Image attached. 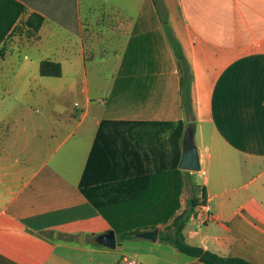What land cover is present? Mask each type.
I'll use <instances>...</instances> for the list:
<instances>
[{
  "label": "crops",
  "instance_id": "0c3cea01",
  "mask_svg": "<svg viewBox=\"0 0 264 264\" xmlns=\"http://www.w3.org/2000/svg\"><path fill=\"white\" fill-rule=\"evenodd\" d=\"M19 1L25 9L0 41V90L16 78L22 93L33 97L39 90L37 103L50 111L38 128L32 116L26 119L28 151L21 157V147L16 162L8 161L17 136L0 131V264H207L157 239L119 240L115 231L114 247L99 241L112 227L79 188L106 120L103 135L115 149L127 145L129 156L156 151L160 164L150 190L174 189L173 181H161V172L173 169L189 113L165 22L191 70L194 142L203 172L190 171L188 197L205 190L204 207L197 203L183 228L185 239L264 264V0H161L165 21L153 0H135L133 12L125 0ZM33 12L43 16L36 32L25 24ZM106 46L114 66L106 75L95 64L91 87L87 60L110 61L100 59ZM46 58L61 63L60 76L39 73ZM71 93L78 95L72 104L65 100ZM182 211L176 207L173 214ZM163 226L158 222V231Z\"/></svg>",
  "mask_w": 264,
  "mask_h": 264
},
{
  "label": "trees",
  "instance_id": "16d2710c",
  "mask_svg": "<svg viewBox=\"0 0 264 264\" xmlns=\"http://www.w3.org/2000/svg\"><path fill=\"white\" fill-rule=\"evenodd\" d=\"M24 9L25 5L19 0H0V41ZM42 21L43 16L33 12L28 16L25 24L36 32ZM169 41L179 65L182 106L187 113L192 114L190 66L180 43L171 31ZM39 73L47 76H60L62 73L61 63L49 58L42 59L39 64ZM107 122L103 120L98 128L79 188L108 219L119 240L137 238V231L157 227V223L166 221L167 216L173 215L175 208L178 206L177 194L180 183L178 182V190L175 186L177 180L179 181V173L182 171L178 167L181 148L178 147V149L173 150L169 165L173 169L161 172V181H164L165 185H170L173 181L174 189L171 190V188L165 187V189L154 188L150 190L149 185L153 184L154 181L156 183V177L158 176L157 173H152V171L156 168L157 163L160 164L156 151L151 149L148 155H144L141 151L135 150L129 156L127 155V145L123 150L115 149V147H112L115 143H111L110 139L106 140L103 135V127ZM160 154H162L161 151ZM162 166L166 167L165 163L162 162ZM96 170H99L100 174H94ZM183 171L190 174V170ZM154 193L156 194L155 198ZM200 193L198 197L194 195L188 197L186 208L182 212L173 215L169 223L159 228L157 240L171 244L178 251L207 264H259L242 256L221 255L201 245L186 241L183 228L188 219L195 215L197 203H204L205 201L203 186ZM160 196L163 197V201H159ZM156 199L159 202H155ZM117 203L118 206H115ZM126 206L127 212L123 214L121 212L122 208ZM143 207L146 210H141Z\"/></svg>",
  "mask_w": 264,
  "mask_h": 264
},
{
  "label": "rangeland",
  "instance_id": "374dc122",
  "mask_svg": "<svg viewBox=\"0 0 264 264\" xmlns=\"http://www.w3.org/2000/svg\"><path fill=\"white\" fill-rule=\"evenodd\" d=\"M120 1H124V0H112V2L114 3L116 2L119 3ZM125 1H127V9L130 12H133L132 8L133 5L135 4V0H125ZM153 1L157 6L158 11L160 12L162 19L165 21L167 17H166L164 3L161 0H153ZM16 31L18 32L19 35L22 36L26 35V29L23 25H18ZM165 31L169 36L171 30H169V27L167 26L166 22H165ZM102 52L104 54L100 59L109 56L111 57V60L106 62H97V63H94L92 59L87 60V70H88L87 77L89 80V86L91 87L93 86L94 81L97 79L96 77L93 76V69H92L94 68L95 64L98 67V69L101 72L105 73L106 75L107 73L111 72L112 69L111 67L114 66L113 64H114L115 56L111 54V52H109V47L106 46V48ZM105 79H107V77H105ZM8 80H9L8 84L6 83L5 84L9 86L7 88L5 87V89L0 90V131L6 132V134L10 138H14L15 136H17V141H15V143L12 144V146H10L9 148V152H11L14 155V157H12L8 161V162H16L17 158L15 157H18L17 151H19L21 147L23 149L24 146L26 145V149L23 151V154L20 155L21 157L24 156V154L27 153L28 151L26 144V137H28L27 133L29 134V132L31 135L32 129L31 126L29 127L28 130L24 129L25 126L24 124L26 122V119H30V117L32 116L34 123L38 128L39 121H43L44 119H46L47 112L50 110L47 108H43V106H40L37 103V99H38L37 94L39 93V90L35 94H32L33 97H30L29 96L30 93H22L21 89L15 87V86L17 87L20 86L17 83L16 78L11 77L8 78ZM100 80L103 81V78H100ZM74 99H78V95H74V93L65 95V100L71 102V104ZM81 107H83L82 104ZM56 111L58 112L60 110L57 109ZM191 115L193 117V114ZM79 117H80L79 115L75 117V120L79 119ZM54 143L55 142H53V146L55 145ZM29 144H30L29 145L30 148L32 142H30ZM68 144H69L68 142L63 144L60 147L59 151L57 152V155L60 154L62 151H64L67 148ZM181 170L182 171L179 173V181L177 180V182L180 183L179 192H178L179 197L177 199L178 201L177 209H179V211H182L186 206V199L188 195L191 194L189 192V189L191 188L188 186L190 185V182H192L191 173L186 174L183 171L186 169H181ZM173 215L167 216L166 221H163L161 223L163 225L169 223L172 220Z\"/></svg>",
  "mask_w": 264,
  "mask_h": 264
},
{
  "label": "water",
  "instance_id": "95a60500",
  "mask_svg": "<svg viewBox=\"0 0 264 264\" xmlns=\"http://www.w3.org/2000/svg\"><path fill=\"white\" fill-rule=\"evenodd\" d=\"M189 125L187 131L183 137L181 156L178 163L179 168L186 169L190 171L199 170L201 167L199 160L198 147L194 142V128H193V117L191 114L188 115ZM136 235L140 237L149 238L151 240H156L158 236V228L139 230ZM78 242H83V233L80 232L77 237ZM98 240L107 244L110 247L116 245V234L113 228H109L106 232L98 236Z\"/></svg>",
  "mask_w": 264,
  "mask_h": 264
},
{
  "label": "built area",
  "instance_id": "2783aa9c",
  "mask_svg": "<svg viewBox=\"0 0 264 264\" xmlns=\"http://www.w3.org/2000/svg\"><path fill=\"white\" fill-rule=\"evenodd\" d=\"M192 172L202 173V172H203V169H202V167H200L199 170H194V171H192ZM200 194H201V193L199 192V195H198V196H200ZM200 206H201V207H204V204L202 203V204H200ZM127 264H135V260H134V259L128 260V261H127Z\"/></svg>",
  "mask_w": 264,
  "mask_h": 264
}]
</instances>
